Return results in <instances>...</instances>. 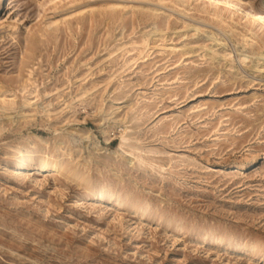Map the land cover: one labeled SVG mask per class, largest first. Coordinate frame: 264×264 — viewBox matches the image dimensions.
I'll list each match as a JSON object with an SVG mask.
<instances>
[{
	"label": "rangeland",
	"instance_id": "1",
	"mask_svg": "<svg viewBox=\"0 0 264 264\" xmlns=\"http://www.w3.org/2000/svg\"><path fill=\"white\" fill-rule=\"evenodd\" d=\"M232 1L7 0L0 264H264V0Z\"/></svg>",
	"mask_w": 264,
	"mask_h": 264
},
{
	"label": "bare ground",
	"instance_id": "2",
	"mask_svg": "<svg viewBox=\"0 0 264 264\" xmlns=\"http://www.w3.org/2000/svg\"><path fill=\"white\" fill-rule=\"evenodd\" d=\"M54 1H57V0H54ZM213 1H216V3H219V4H227L228 6H232L236 11H240L242 9L238 5V3H235L232 0H213ZM6 2H7V0H0V8L2 6L5 7ZM214 10H215L214 15L219 18L220 14H219V11L218 10H221V9L218 8V7H215ZM242 15H243V17H249V16L252 17V20L253 21H257V22L264 23V12L261 11V10H259V9H255V8L244 9L243 12H242ZM54 24L56 25L57 22H55ZM0 26H3V27L4 26L12 27V28H14L15 33L17 34V29L16 28H17L18 24L15 21L10 20L9 17H7V15L4 18L1 19ZM31 74H33V73H31ZM35 83H37V82H35ZM37 87H39L38 84L35 85V90L33 92L37 91ZM0 98H2V97L0 96ZM11 107H14V106H11ZM123 140H126V139H123ZM16 149H18V148H16ZM31 153H32V150L25 149V148H22V147L19 148L17 150V161H16L17 166H16V168H18L19 170H21V169H24V168H28L29 166H32V167H34V168H36V169H38L40 171H43V172L50 169V161L49 160H47L45 158H42L39 161H34L35 159L26 157L27 155H30ZM54 167L57 169L58 166L56 164H54ZM100 194H101L100 195L101 198H103L104 197V193L101 192Z\"/></svg>",
	"mask_w": 264,
	"mask_h": 264
}]
</instances>
